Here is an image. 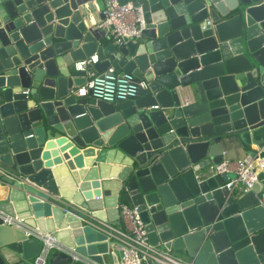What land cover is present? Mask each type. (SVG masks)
Here are the masks:
<instances>
[{"label": "water", "instance_id": "water-1", "mask_svg": "<svg viewBox=\"0 0 264 264\" xmlns=\"http://www.w3.org/2000/svg\"><path fill=\"white\" fill-rule=\"evenodd\" d=\"M89 1L0 0V209L102 262L109 240L85 215L117 224L125 201L161 251L264 264L263 174L242 191L208 172L235 141L264 156V0H117L144 20L119 43ZM93 53L132 75L131 95L75 93ZM41 243L0 221V264H32ZM43 264L82 263L50 249Z\"/></svg>", "mask_w": 264, "mask_h": 264}, {"label": "built area", "instance_id": "built-area-1", "mask_svg": "<svg viewBox=\"0 0 264 264\" xmlns=\"http://www.w3.org/2000/svg\"><path fill=\"white\" fill-rule=\"evenodd\" d=\"M100 12L102 17L94 27L102 29L116 43H119L122 37L139 36L144 25L140 6H133L130 1L120 3L117 0H103ZM96 61L97 56L93 53L74 62L76 68L85 72V81L75 89L78 96L91 95L103 100H113L115 97L126 98L133 93L135 82L129 72L115 70L111 64L98 71L94 66ZM137 84L145 86L142 79L138 80ZM208 172L231 173L238 187L247 191L257 178L258 172L264 176V156L247 153L240 158H223L210 167ZM259 203L264 205V194ZM116 206L119 212L117 224L91 214L84 218L85 223L100 231L109 240L110 250L117 256L112 264H195L192 259L185 261L174 258L169 252L161 251L159 247L151 244L147 240L146 229L136 205L120 201ZM0 221L21 228L27 237L41 240L39 252L32 258V264H43V258L50 249L67 251L74 260L82 264H103L60 243L50 232L26 224L16 214H9L0 209Z\"/></svg>", "mask_w": 264, "mask_h": 264}, {"label": "crops", "instance_id": "crops-1", "mask_svg": "<svg viewBox=\"0 0 264 264\" xmlns=\"http://www.w3.org/2000/svg\"><path fill=\"white\" fill-rule=\"evenodd\" d=\"M102 3H103V0H90L89 1V3H88V12H89V15H88V17H89L88 20L89 21H88V23H89V25H93L94 26L101 19L102 14H101L100 10L102 8ZM234 144H235L234 148L230 149L228 152H225V154H224V158L225 159L240 158V157H243L244 155H246L248 153L246 147L241 146L236 141L234 142ZM65 173H66V175L68 177L67 171H65ZM106 209H107L106 207L105 208L104 207L102 208L103 211H105ZM85 213H88V212L85 211ZM85 217H86V215H85ZM115 218H116L115 215L112 214V212L108 208L107 216H106V213H105V219L106 220L107 219H109V220H115ZM45 226L46 225L44 223V227ZM36 227H38V226L36 225ZM39 229H41V228L39 227ZM45 231H47V230H45ZM47 232H49V231H47ZM157 247H159V246L157 245ZM167 252H169L170 255L173 256L174 258L181 259V260L186 259L183 256H181V255H179V254H177L175 252H172V251H167ZM116 257H117L116 254L111 251V256L109 257V258H111L110 259L111 260V264L115 261ZM102 259H103V254H102Z\"/></svg>", "mask_w": 264, "mask_h": 264}, {"label": "rangeland", "instance_id": "rangeland-1", "mask_svg": "<svg viewBox=\"0 0 264 264\" xmlns=\"http://www.w3.org/2000/svg\"><path fill=\"white\" fill-rule=\"evenodd\" d=\"M180 254V253H179ZM111 256V252H105V253H103V264H111V258H109ZM184 258H186V259H184L185 261L186 260H188L187 259V257H185V256H183Z\"/></svg>", "mask_w": 264, "mask_h": 264}]
</instances>
